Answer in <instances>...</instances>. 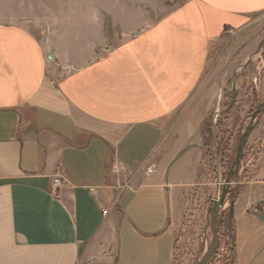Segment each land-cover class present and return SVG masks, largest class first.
I'll use <instances>...</instances> for the list:
<instances>
[{"label": "crops", "instance_id": "0c3cea01", "mask_svg": "<svg viewBox=\"0 0 264 264\" xmlns=\"http://www.w3.org/2000/svg\"><path fill=\"white\" fill-rule=\"evenodd\" d=\"M16 1L22 17L0 21V264H176L181 219L211 198L195 196L189 104L211 44L264 0H80L47 17L57 0ZM176 111L188 121L165 127ZM249 165L233 264H264V150Z\"/></svg>", "mask_w": 264, "mask_h": 264}, {"label": "rangeland", "instance_id": "374dc122", "mask_svg": "<svg viewBox=\"0 0 264 264\" xmlns=\"http://www.w3.org/2000/svg\"><path fill=\"white\" fill-rule=\"evenodd\" d=\"M54 8L41 7L40 15L47 17L55 10L57 15L79 14L80 0H57ZM65 2L68 4L65 7ZM16 0H0V21H17L22 17V8ZM32 9V8H30ZM109 46H112L109 41ZM54 57V56H53ZM198 97L192 107L200 109V116L192 120L199 124L204 136V158L201 163L199 178L202 189L195 196L200 199L203 194L211 195L200 207L193 209L191 215L184 216L179 224L180 243L176 264H197L204 256L203 245L212 239V211L216 192V162L213 156V115L218 107L217 116V150L220 158L221 182L229 177L236 181H245L250 175V165L255 162L264 150V14L253 17L252 23L238 32H227L222 38L214 41L208 53V66L201 78ZM179 111V110H177ZM174 113L165 123V127L183 125L188 120L174 118ZM244 148L239 168L236 167L241 143ZM243 184L220 185L219 196L223 190H229L226 208L222 209L218 226L220 245L213 258L207 264H233L232 220L230 206L233 198L240 193ZM196 198V197H195ZM197 198V199H198ZM199 207V209H198Z\"/></svg>", "mask_w": 264, "mask_h": 264}, {"label": "water", "instance_id": "95a60500", "mask_svg": "<svg viewBox=\"0 0 264 264\" xmlns=\"http://www.w3.org/2000/svg\"><path fill=\"white\" fill-rule=\"evenodd\" d=\"M50 58H53V56H50ZM229 86H225L221 89V92L219 94V100H218V107L217 110L215 111L213 115V139H212V150H213V156L216 162V192L214 194V201H213V206L211 208L212 211V239L207 247V250L201 260L197 262V264H207L210 262V260L213 258L215 255L216 251L219 248L220 245V236H219V230H218V221L220 214L222 213V209L226 203V198L229 193V190L226 189L229 187V185L223 190V193L221 196H219L220 192V183H221V168H220V158L217 150V140H218V132H217V116L219 113V108H220V99L222 97V93L224 90H228ZM244 141L241 143L240 146V152L238 153L237 161H236V167L239 168L241 158H242V151L244 148ZM227 182L232 181V177H229ZM238 181V179H237Z\"/></svg>", "mask_w": 264, "mask_h": 264}, {"label": "built area", "instance_id": "2783aa9c", "mask_svg": "<svg viewBox=\"0 0 264 264\" xmlns=\"http://www.w3.org/2000/svg\"><path fill=\"white\" fill-rule=\"evenodd\" d=\"M154 170H155V166L154 165H151V166H148L147 167V169H146V172L148 173V174H151V173H153L154 172ZM240 184L241 183V181L240 180H236V181H234V180H232L231 182H221L220 183V185L222 186V185H232V184ZM56 187H60V178H56L55 179V181H54V184H53V189L54 188H56ZM230 193H228V195H229ZM228 195H227V197H228ZM226 202H227V198H226ZM226 208V203H225V205H224V207H223V209H225ZM254 211H256V209L254 208L253 209ZM103 214H107V210L106 209H103Z\"/></svg>", "mask_w": 264, "mask_h": 264}, {"label": "trees", "instance_id": "16d2710c", "mask_svg": "<svg viewBox=\"0 0 264 264\" xmlns=\"http://www.w3.org/2000/svg\"><path fill=\"white\" fill-rule=\"evenodd\" d=\"M230 215V212H229ZM230 220H232V217L230 215ZM220 221H221V216L219 217V221H218V226L220 225ZM234 249V235H233V227H232V250Z\"/></svg>", "mask_w": 264, "mask_h": 264}]
</instances>
